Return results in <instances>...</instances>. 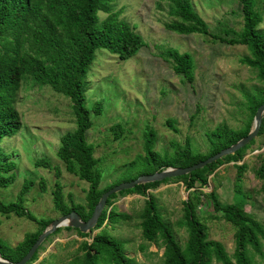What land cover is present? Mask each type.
Segmentation results:
<instances>
[{"label": "rangeland", "instance_id": "374dc122", "mask_svg": "<svg viewBox=\"0 0 264 264\" xmlns=\"http://www.w3.org/2000/svg\"><path fill=\"white\" fill-rule=\"evenodd\" d=\"M190 1L210 32L219 33L225 27L240 29L241 17L235 0ZM253 3L262 18L257 29L264 34V0H253ZM113 11H118L119 18L134 27L145 47L126 60H118L97 49L85 73L84 104L91 123L85 140L97 159L98 189L151 174V167L144 165L142 159L143 134L149 129L155 133L153 151L159 156H170L173 146L185 144L193 152L205 153L208 150L205 134L218 125L241 129L248 120L243 93L253 95L262 88L255 72L240 61L248 55L244 46H228L200 35L182 36L164 30L163 24L171 19L167 17V5L163 1L114 0ZM97 15L99 19L105 16L100 12ZM165 48L190 55L191 84L175 75L170 64L158 56ZM96 101L101 103V113L97 116L91 110ZM14 108L20 129L15 136L0 140V148L15 164L14 180L8 187L0 188V201H13L22 183L29 181V190L22 198L25 210L35 219L53 220L58 217L52 205L53 183L58 181L63 202L84 207L87 183L67 173L56 157L59 137L74 129L69 101L25 76L20 81ZM115 124L122 129L118 139H114L110 130ZM37 160L54 167L58 176L51 169L36 166ZM262 163L264 137L259 135L239 162L218 166L207 176L203 187L196 184L193 189L185 190L181 182L169 181L146 190L143 196L116 195L103 209H112L122 218L91 230L84 238L65 229L50 234L37 247V258L30 264H68L81 253L79 243L89 242L99 233L121 241L123 254L133 264H162V246L159 242L150 244L141 239L138 215L151 198L162 220L171 227L176 242L182 246L187 232L177 223L182 219L183 202L192 200L193 192L200 201L196 219L204 226L207 240L219 242L231 256L235 228L206 206L207 194L213 193L221 203L240 202L245 213L264 229V178L256 175ZM240 164L243 171L237 178L235 166ZM37 228L35 222L23 217L0 214V239L11 248ZM250 254L252 264H264V239L261 240L262 255ZM210 264L219 263L211 260Z\"/></svg>", "mask_w": 264, "mask_h": 264}, {"label": "trees", "instance_id": "16d2710c", "mask_svg": "<svg viewBox=\"0 0 264 264\" xmlns=\"http://www.w3.org/2000/svg\"><path fill=\"white\" fill-rule=\"evenodd\" d=\"M161 1L167 5L166 14L171 19L163 24L164 30L182 36L200 35L228 46H244L248 55L240 61L255 72L262 88L253 95L243 93L248 120L241 129L233 130L218 125L205 134L208 143L205 153L193 152L185 144L173 146L170 156H159L153 151L155 133L150 129L145 131L142 159L144 165L151 167V173L166 168L191 166L234 144L251 131L255 110L264 103V34L257 29L262 18L255 10L253 0H235L239 6L241 27L237 31L225 27L219 33L210 32L193 9L190 0ZM113 2L114 0H0V140L15 136L20 129L14 104L23 77L29 76L37 84L48 86L53 92L65 97L70 104L74 129L59 137L56 157L67 173L74 174L78 180L87 183V189L84 207L72 203L66 205L61 186L58 181H54L52 205L58 217L73 211L81 221H86L99 196L110 188L98 189L100 177L95 168L97 159L93 157L92 146L85 140V133L91 126L89 112L84 104L85 73L97 49L105 50L118 60H126L145 47L134 27L120 19L118 11H113ZM98 12L105 14L104 18L99 19ZM158 56L168 62L172 72L181 76L187 84L193 82L192 59L188 53L165 48ZM91 110L94 115H100L101 103L94 102ZM166 124L176 132L171 123L166 121ZM110 130L114 139H118L122 133L117 124L112 125ZM259 135L264 137V113L261 116L257 136ZM252 142L253 140L233 154L186 175L136 185L112 194L105 205L108 207L116 195L143 196L146 190L169 181L181 182L185 190L193 189L196 184L203 187L207 176L218 166L239 162ZM35 165L51 169L58 176L54 167L44 160L35 161ZM133 165L134 162L130 166ZM235 167L237 178H240L243 166L240 164ZM14 169V162L0 148V188L12 184ZM256 175L264 178V163L256 170ZM30 185L31 182L24 181L13 201H0L1 215L13 214L35 222L38 226L34 232L25 234L22 241L13 248L0 239V257L12 263L26 253L51 222L50 219H35L25 210L22 198ZM39 185L43 190L42 179L39 180ZM195 193H191L192 200L183 202L182 219L177 223L178 227L185 228L187 232L182 246L176 242L171 227L162 220L151 198L144 203L138 215L141 239L150 244L159 242L162 246V264H210L211 260L219 264H252L250 252L262 255V225L245 213L240 202L221 203L213 193L207 194L206 206L235 228L232 255H227L219 242L207 240L204 226L196 219V207L200 201ZM122 217L114 214L112 209H102L92 230L104 227L106 223L113 224ZM61 229L74 231L79 238L90 234L80 233L70 227L57 228L52 234ZM79 249L81 253L68 264H133L123 254L122 242L102 233L92 237L89 242H80ZM37 250L26 264L36 260Z\"/></svg>", "mask_w": 264, "mask_h": 264}, {"label": "water", "instance_id": "95a60500", "mask_svg": "<svg viewBox=\"0 0 264 264\" xmlns=\"http://www.w3.org/2000/svg\"><path fill=\"white\" fill-rule=\"evenodd\" d=\"M263 113L264 103L260 104L256 108L252 118V129L246 136L240 138L238 141H236L229 147L224 148L218 151L217 153L213 154L212 156L207 157L203 161H199L191 166L184 168H166L164 170L156 171L148 175H140L133 180L119 183L115 186L110 187L99 196L97 203L93 207L92 212L86 221H81L79 216L73 211L51 220V222L44 228V230L36 238L34 243L18 261L12 263L0 257V264H26L30 260L32 255L35 253L40 243L48 235L52 234L57 228L70 227L72 229H77L80 233L90 232L94 228L97 219L106 204L107 198L112 194H116L122 190L131 189L136 185L158 182L168 178L183 176L194 170L201 169L202 167L212 162H215L216 160H219L227 155L233 154L257 136L261 122V116Z\"/></svg>", "mask_w": 264, "mask_h": 264}]
</instances>
